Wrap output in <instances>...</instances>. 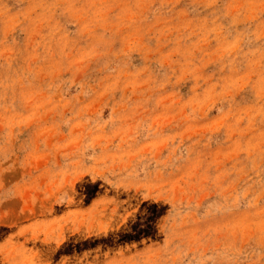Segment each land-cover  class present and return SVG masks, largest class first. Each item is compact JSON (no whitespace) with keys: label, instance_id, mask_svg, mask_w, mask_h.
Listing matches in <instances>:
<instances>
[{"label":"rangeland","instance_id":"rangeland-1","mask_svg":"<svg viewBox=\"0 0 264 264\" xmlns=\"http://www.w3.org/2000/svg\"><path fill=\"white\" fill-rule=\"evenodd\" d=\"M0 264H264V0H0Z\"/></svg>","mask_w":264,"mask_h":264}]
</instances>
